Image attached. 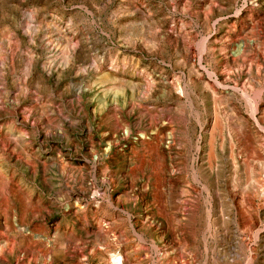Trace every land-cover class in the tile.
Instances as JSON below:
<instances>
[{
  "label": "rangeland",
  "instance_id": "obj_1",
  "mask_svg": "<svg viewBox=\"0 0 264 264\" xmlns=\"http://www.w3.org/2000/svg\"><path fill=\"white\" fill-rule=\"evenodd\" d=\"M114 256L264 264V0H0V264Z\"/></svg>",
  "mask_w": 264,
  "mask_h": 264
},
{
  "label": "built area",
  "instance_id": "obj_2",
  "mask_svg": "<svg viewBox=\"0 0 264 264\" xmlns=\"http://www.w3.org/2000/svg\"><path fill=\"white\" fill-rule=\"evenodd\" d=\"M243 1L245 2V0H243ZM240 51L243 52V49H240L239 51H237V53H239ZM122 136H123V140L126 141L124 143L126 146H128L127 144H130V143H138L140 141H144L145 139H148L149 138V137H147V135L144 132H139V133H136V134H130L128 131H124L123 134H122ZM98 160H99L98 156H94L93 162L96 163V162H98ZM97 203L100 204L101 202L98 201ZM97 206H98V204L95 205V207H97ZM70 209H71V206L70 205H66L65 211L66 212H69Z\"/></svg>",
  "mask_w": 264,
  "mask_h": 264
},
{
  "label": "bare ground",
  "instance_id": "obj_3",
  "mask_svg": "<svg viewBox=\"0 0 264 264\" xmlns=\"http://www.w3.org/2000/svg\"><path fill=\"white\" fill-rule=\"evenodd\" d=\"M114 261H115L116 264H121V257L114 256Z\"/></svg>",
  "mask_w": 264,
  "mask_h": 264
}]
</instances>
